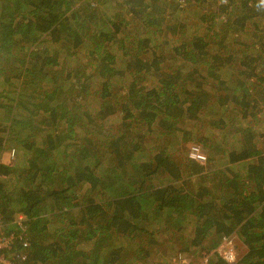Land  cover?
<instances>
[{
  "label": "trees",
  "instance_id": "16d2710c",
  "mask_svg": "<svg viewBox=\"0 0 264 264\" xmlns=\"http://www.w3.org/2000/svg\"><path fill=\"white\" fill-rule=\"evenodd\" d=\"M195 1L0 0L15 264H264V8Z\"/></svg>",
  "mask_w": 264,
  "mask_h": 264
},
{
  "label": "built area",
  "instance_id": "2783aa9c",
  "mask_svg": "<svg viewBox=\"0 0 264 264\" xmlns=\"http://www.w3.org/2000/svg\"><path fill=\"white\" fill-rule=\"evenodd\" d=\"M257 2L262 8H264V5L261 4V0H257ZM188 155L190 158L201 164L205 163L206 157L200 146L197 144L190 145ZM16 226V232H19V229L23 230L25 228V225L21 221H17ZM16 232L11 229H7L6 224L3 222L0 216V264H15L14 256L12 255L11 250L17 238ZM216 250L221 258L227 263L233 264L235 261H237L236 251L233 243L231 242V238H225ZM15 256H17L19 259V253H16ZM20 257L24 258V254H21ZM175 260L178 264H190V261L181 254H178L175 257ZM203 263L207 264L204 262V260Z\"/></svg>",
  "mask_w": 264,
  "mask_h": 264
},
{
  "label": "rangeland",
  "instance_id": "374dc122",
  "mask_svg": "<svg viewBox=\"0 0 264 264\" xmlns=\"http://www.w3.org/2000/svg\"><path fill=\"white\" fill-rule=\"evenodd\" d=\"M195 2L199 3V0H196ZM188 6H190V4ZM182 12L184 13V10H182ZM185 13L189 15V12L185 11ZM258 117L264 121V111L259 112ZM258 126H259L258 128H259L260 131H264V128L261 127L262 125L260 123H258ZM201 150L203 151L205 157H207L208 156L207 153H206L207 151L205 149L203 150L202 148H201ZM2 158H3L4 162L9 163V161L11 160L10 152L9 151H5L3 153V157ZM231 242L233 243V245H234V242H235L234 248H235V251H236V256H237L236 260H237L243 254L242 251L244 250V247L238 242V240L236 238L234 239L232 237L231 238ZM236 244H237V247H236ZM193 261H194V264H197L198 262H199V264H204L202 259L199 260L198 256H195V258H193Z\"/></svg>",
  "mask_w": 264,
  "mask_h": 264
},
{
  "label": "clouds",
  "instance_id": "9594fccd",
  "mask_svg": "<svg viewBox=\"0 0 264 264\" xmlns=\"http://www.w3.org/2000/svg\"><path fill=\"white\" fill-rule=\"evenodd\" d=\"M261 4L264 5V0H261Z\"/></svg>",
  "mask_w": 264,
  "mask_h": 264
},
{
  "label": "crops",
  "instance_id": "0c3cea01",
  "mask_svg": "<svg viewBox=\"0 0 264 264\" xmlns=\"http://www.w3.org/2000/svg\"><path fill=\"white\" fill-rule=\"evenodd\" d=\"M11 153V152H10ZM3 157V156H2ZM3 159V158H2Z\"/></svg>",
  "mask_w": 264,
  "mask_h": 264
}]
</instances>
